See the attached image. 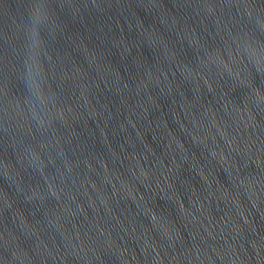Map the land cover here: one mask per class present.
Returning <instances> with one entry per match:
<instances>
[{"label": "water", "instance_id": "1", "mask_svg": "<svg viewBox=\"0 0 264 264\" xmlns=\"http://www.w3.org/2000/svg\"><path fill=\"white\" fill-rule=\"evenodd\" d=\"M0 264H264V0H0Z\"/></svg>", "mask_w": 264, "mask_h": 264}, {"label": "clouds", "instance_id": "2", "mask_svg": "<svg viewBox=\"0 0 264 264\" xmlns=\"http://www.w3.org/2000/svg\"><path fill=\"white\" fill-rule=\"evenodd\" d=\"M36 10L32 26H31V33H32V44L31 48L33 51L39 48L41 41L39 40V26L45 23L47 20V12L46 7L43 4H38L34 8ZM35 62V60H33Z\"/></svg>", "mask_w": 264, "mask_h": 264}]
</instances>
